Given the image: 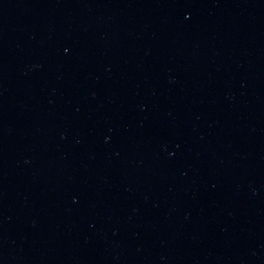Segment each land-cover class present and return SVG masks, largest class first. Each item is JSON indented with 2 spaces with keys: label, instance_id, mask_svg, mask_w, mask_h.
Returning <instances> with one entry per match:
<instances>
[{
  "label": "water",
  "instance_id": "95a60500",
  "mask_svg": "<svg viewBox=\"0 0 264 264\" xmlns=\"http://www.w3.org/2000/svg\"><path fill=\"white\" fill-rule=\"evenodd\" d=\"M264 80V0H0V100Z\"/></svg>",
  "mask_w": 264,
  "mask_h": 264
}]
</instances>
